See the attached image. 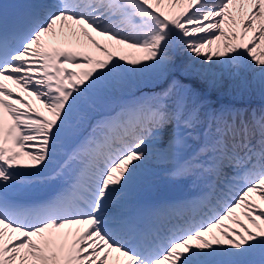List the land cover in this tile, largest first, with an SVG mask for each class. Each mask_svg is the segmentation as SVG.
Returning <instances> with one entry per match:
<instances>
[{
    "label": "snow or ice",
    "instance_id": "1",
    "mask_svg": "<svg viewBox=\"0 0 264 264\" xmlns=\"http://www.w3.org/2000/svg\"><path fill=\"white\" fill-rule=\"evenodd\" d=\"M225 87L264 94V0L0 11V264H264V106ZM152 165L191 190L142 204Z\"/></svg>",
    "mask_w": 264,
    "mask_h": 264
},
{
    "label": "bare ground",
    "instance_id": "2",
    "mask_svg": "<svg viewBox=\"0 0 264 264\" xmlns=\"http://www.w3.org/2000/svg\"><path fill=\"white\" fill-rule=\"evenodd\" d=\"M218 70H220V68L214 69V71H218ZM244 73L247 74L248 72H244ZM248 75L251 76V73H248ZM247 95H248L247 99L250 100V105L251 104L254 105L255 103H257V105L254 106V107H257V109H259L261 107V104H259V103L262 100H264V94H262L260 92L259 88L256 87V88L250 89L249 91H247ZM229 96L233 97V98H236L237 100H240V103H238V101L235 102L236 103L235 105H237V108H239L241 110L245 109V107L243 106V102H244L245 99L243 98V96L241 94H239L238 92H235V91H231V92H229ZM219 106L223 107V106H229V105L228 104H220ZM153 167H155L156 168L155 171L159 173L158 177L164 176L163 170L161 168H158L156 166H153ZM160 173H162L163 175L160 174ZM172 189L173 188L171 187L170 190H172ZM245 223H247V222L245 221Z\"/></svg>",
    "mask_w": 264,
    "mask_h": 264
},
{
    "label": "rangeland",
    "instance_id": "3",
    "mask_svg": "<svg viewBox=\"0 0 264 264\" xmlns=\"http://www.w3.org/2000/svg\"><path fill=\"white\" fill-rule=\"evenodd\" d=\"M227 83V82H226ZM228 92H229V88H227V87H225V91H224V93H223V96L222 97H220V101H229V100H232L231 98H229V94H228ZM244 94V96H246L247 95V92H244L243 93ZM243 94H241L242 96H243ZM235 99L233 98V101H234ZM230 103V102H229ZM230 105H232V104H230ZM234 107V106H233Z\"/></svg>",
    "mask_w": 264,
    "mask_h": 264
}]
</instances>
